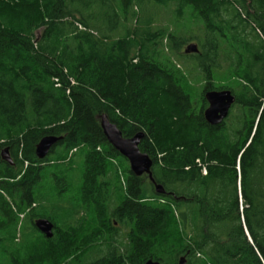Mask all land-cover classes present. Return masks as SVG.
<instances>
[{
  "label": "trees",
  "instance_id": "trees-1",
  "mask_svg": "<svg viewBox=\"0 0 264 264\" xmlns=\"http://www.w3.org/2000/svg\"><path fill=\"white\" fill-rule=\"evenodd\" d=\"M167 7L200 24L189 38L169 37L177 48L197 44L180 54L205 81L199 93L160 51L155 25ZM217 74L230 82L217 87ZM224 89L235 103L211 125L205 94ZM104 113L125 137L144 132L140 149L153 159L154 182L128 170L117 198L119 153L101 128ZM47 135L62 139L41 160L35 149ZM80 149L82 192L115 204L107 251L87 264H264V0H0L1 221L13 227L25 215L36 230L35 217L68 212L78 222L80 206L46 205L37 186L52 167L68 191L63 163Z\"/></svg>",
  "mask_w": 264,
  "mask_h": 264
},
{
  "label": "rangeland",
  "instance_id": "rangeland-1",
  "mask_svg": "<svg viewBox=\"0 0 264 264\" xmlns=\"http://www.w3.org/2000/svg\"><path fill=\"white\" fill-rule=\"evenodd\" d=\"M155 29H160L161 35H164V39H160L163 44L160 51L164 58L170 59L183 71L185 70L188 73L187 78H189L191 87L199 93L203 89L205 81L201 80L202 76L194 70L193 64L189 63L192 60L185 59L180 54V51L184 53L183 51L187 45L194 41L187 42L182 47L177 48L169 40V37L173 35L189 38L192 33L193 35L199 33L200 24L194 23L190 10L181 18H178L174 15L172 8L167 7L159 10ZM214 79L217 87L227 85L230 82L229 79L224 78L222 75L219 77L218 74ZM165 132L166 129L163 128L162 133L165 134ZM154 133H156V130H154ZM149 143L154 146L152 138ZM77 154L76 157H72L63 163L66 164V168H69L67 173L70 184L68 191L60 193L61 185L56 186L57 181L53 176L55 170L52 167H48L42 173V179L37 186V190L41 198L49 199L45 202L46 205L52 206L56 201L59 199L62 201V198H64V201L70 199L67 206H70V203L80 206L83 214L81 217L76 215L79 221L72 222L73 218H66L68 212H64L61 216H55L53 222L59 230L51 240L46 238L36 227V230L27 229L29 225L26 226L22 222L25 215H20L19 224L13 227L6 226V223L0 219V237L2 238L0 239V264H87V261H90L93 257H101L105 254L109 244L107 234L111 230L108 213L115 204L113 202L107 203L101 207L102 204L99 202H90L88 194V197L85 196L86 190L82 192L81 189L87 172V162L83 158L85 151L82 152V149H80ZM112 163L119 170V173L114 177L116 181L112 185V194L116 198L122 197L125 195L122 192V186H124L128 170H130V164L121 154L115 160L113 159ZM88 173L91 175L92 171L88 169ZM60 176H64V174ZM118 180H120V183ZM37 218L39 216L35 217L34 220ZM27 222L31 223L29 219H27Z\"/></svg>",
  "mask_w": 264,
  "mask_h": 264
},
{
  "label": "water",
  "instance_id": "water-1",
  "mask_svg": "<svg viewBox=\"0 0 264 264\" xmlns=\"http://www.w3.org/2000/svg\"><path fill=\"white\" fill-rule=\"evenodd\" d=\"M198 52L196 43H191L185 48V53ZM205 98L208 106L204 111L205 119L211 125L222 123L228 116L235 103V95L229 89L210 90L206 92ZM100 123L103 133L113 148L126 158L130 164V171L135 176L146 175L154 182L152 175L153 159L146 152L140 149V144L145 137V133L140 131L131 137H125L122 130L112 122L107 114L100 116ZM62 137L47 135L43 137L36 145L35 153L39 159H45L52 152ZM2 160L8 164H13V159L9 148L2 151ZM155 190L158 194H165L162 185L155 184ZM35 227L46 238L54 236L55 224L47 218H37L34 221ZM144 264H161L159 261L149 259ZM179 264H186V258L181 257Z\"/></svg>",
  "mask_w": 264,
  "mask_h": 264
},
{
  "label": "bare ground",
  "instance_id": "bare-ground-1",
  "mask_svg": "<svg viewBox=\"0 0 264 264\" xmlns=\"http://www.w3.org/2000/svg\"><path fill=\"white\" fill-rule=\"evenodd\" d=\"M191 37V36H190ZM161 125V124H160ZM163 126V125H162ZM116 176V175H115ZM124 177V176H123ZM26 243V242H25ZM26 246V245H25ZM22 247V246H21ZM42 253V252H41ZM44 253V252H43Z\"/></svg>",
  "mask_w": 264,
  "mask_h": 264
}]
</instances>
